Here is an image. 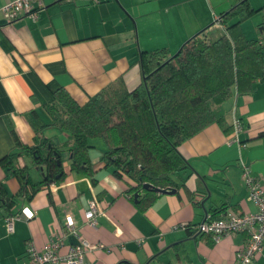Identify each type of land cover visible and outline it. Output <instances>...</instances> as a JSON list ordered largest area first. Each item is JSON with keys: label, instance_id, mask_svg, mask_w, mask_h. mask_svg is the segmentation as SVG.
<instances>
[{"label": "crops", "instance_id": "crops-1", "mask_svg": "<svg viewBox=\"0 0 264 264\" xmlns=\"http://www.w3.org/2000/svg\"><path fill=\"white\" fill-rule=\"evenodd\" d=\"M8 1L0 0V6ZM240 1L41 0L34 5L36 18L27 15L9 22L0 14V199L12 201L0 209V264H21L29 244L42 253L57 236L65 242L62 253L82 241L110 250L87 252L83 264H235L244 233L214 243L193 234L191 227L205 218L257 210L246 201L241 163L264 189V79L248 92L234 88L225 103L231 129L236 120L241 122L239 143L232 142L231 129L226 132L217 124L182 143L178 150L189 164L184 183L174 194H160L145 210L127 194L130 181L118 179L114 168L102 161L108 149L103 138L90 139L88 170H71L69 153L64 152L66 175L30 198L4 159L23 152L11 128L25 146H34L41 137L30 118L35 111L46 124L51 122L44 105L54 100L56 91L64 88L85 102L119 79L132 89L145 76L141 53L166 49L174 55L200 32L216 33L220 16ZM249 2L254 11L241 29L247 39L264 46V0ZM45 130L55 145L69 137L65 131ZM18 163L31 168L33 181L43 180L40 170L35 177L29 155L22 153ZM204 200L207 215L201 207ZM91 202L101 210L94 227L86 219ZM24 208L35 217L16 220L9 233L7 218L20 216ZM67 217L73 218L77 234L68 232ZM252 264H264V242Z\"/></svg>", "mask_w": 264, "mask_h": 264}, {"label": "trees", "instance_id": "trees-1", "mask_svg": "<svg viewBox=\"0 0 264 264\" xmlns=\"http://www.w3.org/2000/svg\"><path fill=\"white\" fill-rule=\"evenodd\" d=\"M253 11L249 0H242L220 16V32L204 30L174 55L166 49L141 53L145 76L132 89L119 79L85 102H78L64 88L56 91L54 100L44 105L49 124L32 112L31 125L41 135L34 146L23 145L11 128L22 153L44 172L43 180L33 181L31 168L18 163L22 153L4 159L25 196L32 197L66 175L64 152L69 153L71 170H88L90 139L95 138L106 141L102 161L114 168L118 179L130 181L126 192L138 208L145 210L160 195L155 189L177 191L189 168L179 146L211 124L229 132L225 103L234 88L248 92L258 79H264L263 43L247 39L241 29ZM50 127L68 132V139L55 145L43 133ZM145 184L151 189L145 190ZM11 203L0 199V209Z\"/></svg>", "mask_w": 264, "mask_h": 264}, {"label": "built area", "instance_id": "built-area-1", "mask_svg": "<svg viewBox=\"0 0 264 264\" xmlns=\"http://www.w3.org/2000/svg\"><path fill=\"white\" fill-rule=\"evenodd\" d=\"M41 0H10L0 6V14L9 22H14L21 17L38 16L34 5ZM242 125L239 120L233 124L232 142L239 143V134L242 132ZM242 149L246 145H240ZM242 165V178L247 189L246 201L255 205L256 212L245 214L228 213L219 218H208L202 223L192 227L194 234L205 235L215 243L221 238L237 233L246 235L245 243L237 255L235 264H252L262 253L264 242V189L260 180L253 174L250 167ZM101 213L96 202H91L86 212V219L90 226L97 224V216ZM35 217L34 212L29 208L21 210V214L7 218V230L14 231V223L21 218L31 220ZM68 232L77 234L75 223L72 217L66 218ZM65 242L62 236L50 239L44 252H38L33 245L28 246L26 257L21 264H83L87 252L98 249H106L103 244H91L82 241L78 245L68 246L67 251L62 253Z\"/></svg>", "mask_w": 264, "mask_h": 264}, {"label": "water", "instance_id": "water-1", "mask_svg": "<svg viewBox=\"0 0 264 264\" xmlns=\"http://www.w3.org/2000/svg\"><path fill=\"white\" fill-rule=\"evenodd\" d=\"M177 53H178V52H177ZM37 170H38V169H37ZM40 171H41V170H40ZM43 175H44V173H43ZM144 189H145V190H149V189H151V186H150L149 184H145V185H144ZM155 192L160 193V194H174V193H176L175 190H174V191H166V190H161V189H155ZM209 197H210V193H209ZM135 199H136V200L138 199V194H135ZM206 201H207V200H204V201L201 202V207H202V209L204 210V213L207 215L208 210H207L206 207H205V203H206ZM3 214H5L4 211H3ZM207 219H208V218H205L204 221L207 220Z\"/></svg>", "mask_w": 264, "mask_h": 264}, {"label": "rangeland", "instance_id": "rangeland-1", "mask_svg": "<svg viewBox=\"0 0 264 264\" xmlns=\"http://www.w3.org/2000/svg\"><path fill=\"white\" fill-rule=\"evenodd\" d=\"M246 21V20H245ZM219 27H220V25H219ZM221 28V27H220ZM220 29H215V30H213V32H217V31H219ZM58 136H60V135H57V137ZM91 143L93 144V150L95 151H98L99 150V147L95 144V143H93L92 141H91ZM95 145V146H94ZM96 154V153H95ZM37 172H38V170L37 169H34V175H35V177L36 178H38V175H37ZM32 174H33V171H32Z\"/></svg>", "mask_w": 264, "mask_h": 264}]
</instances>
